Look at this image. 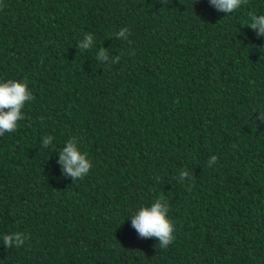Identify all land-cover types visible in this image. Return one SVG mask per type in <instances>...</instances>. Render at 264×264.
Returning <instances> with one entry per match:
<instances>
[{
  "label": "trees",
  "instance_id": "1",
  "mask_svg": "<svg viewBox=\"0 0 264 264\" xmlns=\"http://www.w3.org/2000/svg\"><path fill=\"white\" fill-rule=\"evenodd\" d=\"M249 13L264 0L231 14L208 0H0V82L35 97L0 136V236L30 237L0 239V264H264V37ZM86 33L95 45L79 51ZM72 137L93 163L75 183L59 163ZM160 196L166 249L130 219Z\"/></svg>",
  "mask_w": 264,
  "mask_h": 264
},
{
  "label": "clouds",
  "instance_id": "2",
  "mask_svg": "<svg viewBox=\"0 0 264 264\" xmlns=\"http://www.w3.org/2000/svg\"><path fill=\"white\" fill-rule=\"evenodd\" d=\"M163 4L169 0H161ZM198 0H195V3ZM249 0H208L211 6L216 10L225 14H231L243 5H247ZM246 27H250L258 37H264V14L257 15L249 13V19ZM130 30L122 28L114 35L121 40H128ZM95 45V37L91 33H86L84 38L78 43L79 51L91 50ZM135 55L133 51L131 53ZM98 61H106L109 59L108 50L101 48L96 54ZM120 57H114L112 64L119 63ZM110 66V65H109ZM35 99L30 91L27 81H19L9 79L0 82V136L5 133H14L19 122L25 119L23 109L26 105ZM255 125L264 123V111H259V115L255 116L253 121ZM54 137L45 136L42 139V147L47 148L53 144ZM79 141L76 137H72L66 142V146L59 151V163L63 166L64 177L71 176L74 183L83 180L93 167L92 161L86 153H82L79 148ZM217 157L212 156L208 161V166L212 167L217 162ZM177 179L184 182L186 179H192L187 169L179 172ZM189 190L191 185L188 186ZM170 206L164 196L156 199L151 206L139 208L130 218L132 227L139 233L141 237L155 238L159 241V247L166 249L175 241V224L169 218ZM6 249L13 247L20 248L24 245L29 236L22 232H11L0 236Z\"/></svg>",
  "mask_w": 264,
  "mask_h": 264
}]
</instances>
